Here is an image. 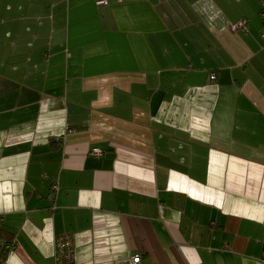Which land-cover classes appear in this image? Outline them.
<instances>
[{
    "label": "crops",
    "instance_id": "crops-1",
    "mask_svg": "<svg viewBox=\"0 0 264 264\" xmlns=\"http://www.w3.org/2000/svg\"><path fill=\"white\" fill-rule=\"evenodd\" d=\"M100 1L0 0L1 264H264V0Z\"/></svg>",
    "mask_w": 264,
    "mask_h": 264
},
{
    "label": "built area",
    "instance_id": "built-area-1",
    "mask_svg": "<svg viewBox=\"0 0 264 264\" xmlns=\"http://www.w3.org/2000/svg\"><path fill=\"white\" fill-rule=\"evenodd\" d=\"M100 3H106L105 1H100ZM262 22H264V1L261 3V9L259 12ZM233 29L235 28H245V23L243 21L237 22V24L233 25ZM261 37L264 39V28L261 31ZM210 80L215 79V74H211L209 76ZM93 154L99 155V151L97 149L92 150ZM54 250H53V259L54 264H74V238L70 234H63L56 236L54 238ZM129 264H140L139 255H133L130 258Z\"/></svg>",
    "mask_w": 264,
    "mask_h": 264
},
{
    "label": "trees",
    "instance_id": "trees-1",
    "mask_svg": "<svg viewBox=\"0 0 264 264\" xmlns=\"http://www.w3.org/2000/svg\"><path fill=\"white\" fill-rule=\"evenodd\" d=\"M12 234L5 230H0V264L2 263L8 248L11 246Z\"/></svg>",
    "mask_w": 264,
    "mask_h": 264
}]
</instances>
